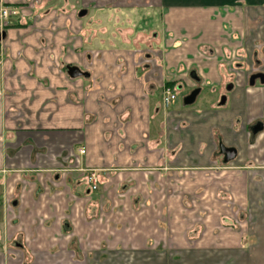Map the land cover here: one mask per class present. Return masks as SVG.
<instances>
[{"label":"crops","instance_id":"1","mask_svg":"<svg viewBox=\"0 0 264 264\" xmlns=\"http://www.w3.org/2000/svg\"><path fill=\"white\" fill-rule=\"evenodd\" d=\"M31 1L0 38V264H264V0Z\"/></svg>","mask_w":264,"mask_h":264},{"label":"flooded vegetation","instance_id":"2","mask_svg":"<svg viewBox=\"0 0 264 264\" xmlns=\"http://www.w3.org/2000/svg\"><path fill=\"white\" fill-rule=\"evenodd\" d=\"M24 7V8H23ZM33 1L24 0V2H15L14 0H0V10L6 9L9 17L3 22L4 27L0 31V38L5 34V29L17 23L22 16L27 15L29 21L32 20Z\"/></svg>","mask_w":264,"mask_h":264},{"label":"built area","instance_id":"3","mask_svg":"<svg viewBox=\"0 0 264 264\" xmlns=\"http://www.w3.org/2000/svg\"><path fill=\"white\" fill-rule=\"evenodd\" d=\"M9 15L10 14H9L8 10H6V9L0 10V31L4 27L3 22L8 19ZM175 98H176V94L173 90L166 88L163 91L162 101L165 105H167L168 103L175 100ZM81 153H83V152L81 151ZM85 180H86V183L88 184L91 191L96 190L97 184H98V176H97L96 171H88L86 174Z\"/></svg>","mask_w":264,"mask_h":264},{"label":"water","instance_id":"4","mask_svg":"<svg viewBox=\"0 0 264 264\" xmlns=\"http://www.w3.org/2000/svg\"><path fill=\"white\" fill-rule=\"evenodd\" d=\"M83 13V12H82ZM67 70H68V74L69 76L71 77H74L76 75H79L81 74L79 72V70L75 67H67ZM255 78H258L260 80V83H264V74H258L256 76H252L250 78V84L252 85L253 84V80ZM199 90L198 89H194L190 92V94L184 99V104L186 105H190L195 97L197 96ZM220 152L223 154V162L224 163H227L228 161H231L234 157H235V150L232 149V148H225L223 146H220Z\"/></svg>","mask_w":264,"mask_h":264},{"label":"rangeland","instance_id":"5","mask_svg":"<svg viewBox=\"0 0 264 264\" xmlns=\"http://www.w3.org/2000/svg\"><path fill=\"white\" fill-rule=\"evenodd\" d=\"M181 97V96H180Z\"/></svg>","mask_w":264,"mask_h":264}]
</instances>
